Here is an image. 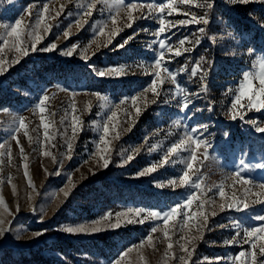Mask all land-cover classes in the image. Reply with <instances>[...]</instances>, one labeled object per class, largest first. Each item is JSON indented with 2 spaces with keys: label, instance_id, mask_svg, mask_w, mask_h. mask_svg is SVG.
Here are the masks:
<instances>
[{
  "label": "rangeland",
  "instance_id": "374dc122",
  "mask_svg": "<svg viewBox=\"0 0 264 264\" xmlns=\"http://www.w3.org/2000/svg\"><path fill=\"white\" fill-rule=\"evenodd\" d=\"M86 2L0 0V24L14 25L17 19H22V39L29 49L33 40L28 34L37 30V12H42L45 3L49 7L46 22L52 25L49 32L42 27L38 29L43 37L37 44L38 50H30L29 55L19 57L18 63L12 62L17 58L11 48L15 38L5 36V30L0 28V37L9 40V46H4L0 39V47L4 48L0 52V59L7 61L4 65L6 71L0 74V93L20 95L18 104L0 106V143L4 144L0 148V199L7 204L11 213L5 212L4 205L0 204V220L4 221L0 228L9 229L0 236V264H25V258L30 259L31 255L36 254L70 264H115L124 251L139 245L153 226L162 228V223L153 219H147L142 224L126 223L122 218L121 227L112 229L108 225L115 221L116 217L113 216L111 221L101 222L99 226L105 230L100 232L68 233L63 229L90 226L109 212H128L129 209L139 208L163 213L182 203L192 192L199 199L193 202L190 209L183 211L189 215L199 212L200 202L206 201L203 211L208 215L207 225L203 224L202 217L197 216L195 221H189L190 226L193 223L196 225L189 231L182 227L183 217L177 216L175 221L170 222V240H166L163 232L158 231L153 234L155 247L147 244L143 248L133 247L121 264H180L179 257L186 256L180 247L186 243L182 236L196 237L187 244L188 250L193 253L188 264H234V257L241 251L249 253L250 260L253 242L257 244L254 250L257 264H264V256L259 252L264 241L253 238L245 243L243 231L264 226V222L254 219L257 215H264V203L254 202L255 196H249L246 201L243 199L245 188L252 193L262 192L259 186L264 184V168L254 167L264 163V133L256 130L257 126L264 128V108H249L245 97L241 100L244 107L238 105L237 109H231L244 73L258 72L257 61L264 59V0H207L213 4L211 9L194 6L205 0H193L190 5L178 3L176 7L181 14L168 15L167 10L163 14L175 26L159 37L154 35L160 26L156 14L146 19H135L132 27H126L129 22L126 9H121L114 26L109 18V10L105 8L101 12L103 4H97L91 16L81 19L77 15L82 11L79 5ZM128 2L130 0H125V3ZM137 2L159 5L166 0ZM218 3L219 9L222 6L228 17H216V12L211 13ZM247 3L256 7L245 14L240 13L237 7ZM62 5L63 11L57 17L56 12L60 11ZM29 11L32 15L28 14ZM184 12L189 15L185 16ZM147 13L148 9L144 7L142 11H134L133 15L140 17ZM205 13L209 19L207 25L176 23L190 19L192 14L200 17ZM77 19H81L80 26L75 23ZM234 19H242L249 28L235 32ZM100 27H104L105 35H99ZM115 28L120 31L107 44V34ZM201 28L204 32L199 31ZM65 31L70 33L67 38L63 35ZM129 37L132 39L128 40ZM185 38L183 48L189 51L182 48L180 56H175L174 52L165 53L166 66L175 74L176 84L165 80L158 87V97L147 92L134 106L131 97H139L155 78L145 69L158 57V40L165 39L175 49L179 47V41ZM94 40L96 43H92ZM125 40H128L127 44H124ZM197 40L199 43H196ZM51 44L57 45L55 50H39ZM121 44L124 46L119 47ZM73 45L76 50L71 56L62 54L72 49ZM85 48L87 52H84ZM82 52L85 58H82ZM197 65L199 70L193 76L192 69ZM121 66L125 67L121 75H97V71ZM218 69V73H213ZM221 72L230 78L217 79ZM161 75L163 77L165 74L162 72ZM17 81L21 83L20 88ZM205 85L206 91H202ZM211 85H216V98L210 93L213 90ZM256 85L259 87L258 81ZM179 89L186 90L190 100L189 108L183 111L184 94ZM45 94L50 100L43 114L44 122L52 124L47 140L37 108ZM94 94L104 99H98ZM73 101L77 107L75 114L81 121L74 137L71 128ZM121 101L124 103L121 104ZM88 105H91L90 109ZM136 107L141 109L139 115ZM111 111L117 112L116 121L113 122L116 128L113 131L110 126L106 138L110 141L107 155L111 162L107 168H102L97 163L99 156L95 153L98 146L104 147L99 140L103 134L102 125ZM233 111L239 113L236 119L231 118ZM13 116L25 118L32 142L24 136L23 130L13 133ZM193 127L200 128L197 135L209 145L208 160H203L202 148L198 152L202 164L195 165L201 168L203 174L202 191L169 183L186 167L184 161L188 157L187 152L170 158L175 163L160 166L166 150ZM13 135L19 139V144ZM68 142L72 143L71 153L67 150ZM154 145L157 146L155 149ZM21 147L24 149L23 155ZM44 151H50L56 157V162L52 156L42 155ZM127 155L134 158L125 163ZM24 156L27 157L26 161ZM241 161L249 165L241 173L242 179L250 181L247 185L241 182V178L235 177V173L243 167ZM25 163L28 164L27 177ZM152 165L157 166L155 172L137 175ZM57 172L58 175L55 174ZM29 178L33 186H29ZM221 187L225 193L223 197L219 195ZM61 189L70 190L67 198ZM234 193L240 198L237 206H225L221 211L219 205L232 203ZM260 200H264V195ZM245 203L248 204L247 208L244 207ZM212 211L216 212L215 216L211 215ZM127 218L134 221L139 219L131 213ZM235 223L241 224V229H237ZM35 232L43 234L34 236ZM117 232L126 235L113 236L108 245L89 244L93 239ZM169 242L173 244L170 251L167 249ZM166 252L168 255H165ZM68 253L71 254L69 259L65 257Z\"/></svg>",
  "mask_w": 264,
  "mask_h": 264
},
{
  "label": "snow or ice",
  "instance_id": "6c2138e0",
  "mask_svg": "<svg viewBox=\"0 0 264 264\" xmlns=\"http://www.w3.org/2000/svg\"><path fill=\"white\" fill-rule=\"evenodd\" d=\"M193 4V0H166L165 3H161L159 5H156L154 3H147L146 5L143 3H138L137 0H130V2L125 3V0H87L86 3L79 5V7L81 8V12L77 13L78 16L81 17V19H83V17H88L91 16L93 13V10L96 9L97 4H103L104 8H101V12H103L105 10V8H107L109 10V18L111 20V23L115 26L117 23V16H119L120 10L121 9H126V15H127V21H129L126 24V27H132V22L135 21V19L138 18H149L151 15L156 14V18L159 21V29L158 31L154 34L155 36L159 37L161 34L165 33L169 28L175 26L171 21H167L164 17V13L167 10V14L168 15H172L173 13L176 14H181L180 10L176 7L177 4ZM194 6L196 7H207L208 9H211L213 7L212 3H208L207 0H205L204 3H199V4H195ZM63 5L61 6L60 11L56 12V16H60L61 12L63 11ZM144 7H147L148 9V13L142 14L140 17H135L133 15L134 11H142V9ZM49 12V7L48 4L45 3L43 6V10L42 12H37V21H36V28L37 30L29 33L28 35L32 37V44H31V49H29L27 46H25V42L22 39V34H23V28H22V24H23V20L22 19H17L14 23V25H8V24H0V28H3L5 30V36L7 37H14V42L11 44V48L14 49L15 53L17 54V58L14 59L12 62L13 63H18L19 62V57L21 56H27L29 55V51L31 50L32 52L37 51V44L42 40V36L40 35V32L38 31V29H40L41 27L43 28V30L45 32H49L52 28V25L47 23V19H48V14ZM115 14H112V13ZM29 15H32V12L29 11L28 13ZM185 16H188L189 13L188 12H184L183 13ZM55 17H53L54 19ZM81 19H77L75 21V23L80 26L81 25ZM86 23V21H85ZM180 25H185V24H189V23H196V24H200L203 23L205 25H207L209 23V19L207 18V13H205L204 16H200L197 17L196 15L192 14L191 18L188 20H180L178 22H176ZM120 31L119 28H115V30L111 31L110 33L107 34L108 39H107V44H110L112 42V37H114L115 35L118 34V32ZM144 31H147V29H144ZM200 32H204V29L201 28L199 29ZM98 33L99 35H105V29L104 27H100L98 29ZM63 35L67 38L69 37L70 33L69 31H65L63 33ZM0 39L3 40V45L4 46H9V40L3 37H0ZM132 39V37H129L128 40ZM186 39H182L179 41V47H176L175 49H173V47L169 46L168 43L166 42L165 39H159L158 40V46H159V52H158V57L154 59V62L151 66H148L145 70L146 72H148L149 74H154V79L151 81V84L149 87H146L143 89V91L141 92L140 96H133L131 97L132 103L134 106H136L137 100L141 99L142 97H144V94L147 92H151L153 94V96L158 97L160 95V92L158 91V87L162 86L165 83V80H168L170 83L172 84H176V79H175V74L172 73L166 66V59H165V53H173L175 56H180L182 54L181 49L183 48V45L186 42ZM128 40L124 41V44H127ZM92 43H96V41H92ZM196 43H199V40L196 41ZM124 44L119 45V47H123ZM90 46V45H89ZM99 47V45H97ZM107 46V45H105ZM57 47L56 44H51L49 47L43 48V49H39L40 51H45V52H50L55 50ZM76 50V46L73 45L72 49H69L66 52H63L62 54L64 55H69L71 56L73 54V52ZM4 48L0 47V52H3ZM183 51H189V49L187 48H183ZM84 52H87V48L84 49ZM82 58H85L83 55V52L81 53ZM7 63L6 60L4 59H0V74H3L4 71H6V69L4 68V65ZM258 67H259V71L258 72H245L243 75V81L238 89V94L235 95L233 103L231 104V109L235 110L237 109V106L239 105L240 107H244V105L241 104V100L242 98H247L248 101V107L249 108H256L257 110L264 108V59L258 60L257 61ZM143 67V66H142ZM199 70V65H197L196 67H194L192 69L191 74L193 76L196 75L197 71ZM181 71H184V69H181ZM125 72V67L121 66V67H113V68H109L105 71H97V75L103 77L105 75H110V74H115V75H121ZM162 72L165 74L162 77ZM205 75H207V73H205ZM256 81H258L259 87H257L256 85ZM202 91H206V85L201 89ZM178 91L182 92L184 94V102L182 104L181 110H186L189 108V104H190V100H188L187 98V91L184 89H179ZM97 96L98 99H104L103 97H100L99 94H94ZM50 100V97L45 94L42 99L39 101V104L37 105V108L39 110V113H41L40 116V120H41V125L43 126L44 129V137L47 140L49 137V131L48 129L52 126L51 123H45V118H44V113L46 111V105L48 103V101ZM153 103H155V100L152 101ZM121 104L124 103V101L120 102ZM91 105H88V108L90 109ZM4 112H7V109L3 110ZM141 109L140 107H136V113L137 115H139ZM71 112H72V121H71V128H72V134L73 137L77 134V130L81 125V121L79 119V117L75 114L77 112V107L75 102L73 101V103L71 104ZM239 113L233 111L231 118L232 119H236L237 115ZM54 115V114H53ZM117 118V112L116 111H111V114L107 116V121L105 123H103L102 125V132L103 134L100 136V140L99 143L104 145V147L100 148L98 146L97 148V152L95 153V155L99 156V160L97 161V163L99 164L100 167L102 168H107L110 164V157L107 155L110 151L109 148V144L110 141L107 140L106 138L109 136L110 133V126L111 129L114 131L116 128V124L113 123L114 121H116ZM241 119H243V116L240 117ZM61 122H63V118L61 120ZM2 123V122H0ZM177 124H179V121L176 122ZM255 123V122H253ZM12 131L13 133H18L20 132V130H23V134L25 137L28 138V140L30 142L33 141V137L31 135H29V124L26 122L24 117H12ZM201 127H206V126H201ZM256 130L258 132H262L264 133V128L257 126ZM200 131V128L198 127H193L191 128L188 132L185 133L184 137H182L178 142L173 143L165 152V155L162 157V160L160 162V166H164L166 164L169 163H175L176 161L170 159L173 156L177 155L178 153H184L187 152L188 153V157L185 159V164L186 167L184 169H182L181 174L173 180H170L169 183L173 186L176 187H187L190 189H194V190H201V181L203 180V174H201V168L200 167H195V165L197 163H201L199 157H198V152L203 148L204 149V153H203V160H208V154H207V148H208V142L205 139H202L200 136L197 135V133ZM119 133H117L116 138H118ZM54 138V137H53ZM13 139H16L17 143L19 144V139L13 135ZM4 144L0 143V148H3ZM53 147H55V145H53ZM157 146H153V149H155ZM67 150L69 153H71L72 150V143L68 142L67 143ZM136 152H139V149L135 150ZM21 154L23 155L24 149L23 147H21L20 149ZM0 155H2V153H0ZM42 155L44 156H52V159L54 162H56V157L52 155V153L50 151H44L42 153ZM9 156V160L11 159V152L9 150L8 153ZM24 160H27V157L24 156L23 157ZM71 158V156L69 155V159ZM134 158L133 155H127L126 159H125V163H127L128 161H131ZM241 164L243 165V167L238 170L235 173V177L237 178H241V173L249 168V165L245 164L243 161H241ZM255 168L257 169H261L264 168V163H258L256 165H254ZM24 168H25V176H28V164L25 163L24 164ZM157 170V166L156 165H152L150 167H148L147 169H144L142 171H140L137 175L138 176H144L147 174H150L152 172H155ZM55 174H59V172L55 173ZM93 174H95L93 172ZM193 177H195V179H193ZM178 181V182H177ZM10 182V180H9ZM241 182L244 185H247L248 183H250L249 180L247 179H242L241 178ZM29 186H33L32 185V181L31 178H29L28 180ZM163 186V185H161ZM262 190V192H257V193H252L250 189L245 188L244 189V195H243V199L246 201L249 196H255L256 197V201L254 202H259V203H264V200H260L261 195H264V184H261L259 186ZM15 190V189H14ZM61 191H63L64 196L67 198V196L69 195V191H64L63 189H61ZM209 191H211V189H209ZM219 195L221 197H223L225 195L223 188L221 187L219 189ZM199 197L195 194V192L190 193L188 196L185 197V200L182 203H178L175 206L171 207L168 211H164L163 213L159 212V211H151V210H144V209H129L128 212H117V213H106L101 220L98 221H94L92 223V225H79V226H75V227H66L63 230L65 232L68 233H96V232H100L102 230H105L103 228H101L99 225L101 224L102 221H111L112 217L115 216L116 219L114 222H110L109 223V227L112 229H116L121 227V223H122V218L124 219V222L126 223H133V222H137V223H144L145 220L147 219H153L156 221H160L163 225L162 228H160L159 225H155L150 229V233L140 241L139 245L137 246H133V247H138V248H143L145 244L155 247L154 244V235L155 233H157L158 231H162L163 232V237L166 240H170L171 237L169 235L170 232V222L171 221H175L177 216H182L183 217V228H187L189 229V231H191V227H195V223H193L191 226L189 225V221H195L196 217H202L203 218V224L206 226L207 225V221H208V215L203 211L204 206L206 201H201L199 204V208L201 209V211L199 212H193L191 215H189L188 212L183 211V209H190L193 202L198 200ZM240 198L236 197L235 193L233 194L232 197V203H228L227 205H225L224 203H221L219 205V209L221 211L224 210L225 206L232 208V207H236L238 202H239ZM0 204L4 205V209L5 212H8L9 214H11L8 210L7 204L4 203V201L2 199H0ZM244 207L247 208L248 204L245 203ZM129 213H131L132 215H134L135 217L139 218L137 220H133V219H129L127 218ZM212 216L216 215L215 211L211 212ZM255 220L264 222V215H257L254 217ZM4 223L3 220H0V225H2ZM10 223V222H9ZM237 229H241V224L239 223H235L234 225ZM174 227V226H173ZM8 228H0V236H3L4 233L6 231H8ZM200 229H198L199 231ZM46 231V230H44ZM244 242L248 243L250 240H252L253 238L259 239L261 241H264V235H258L260 233H264V226L262 227H256V228H251V229H244ZM43 232H35L33 233L34 236H40L42 235ZM181 239H185L186 243L185 244H181L180 247L183 250L184 253H186L185 255H181L179 257V261L180 264H188V261L191 259L192 257V251L188 250L187 244L191 243V240L196 239V237H190V238H186L184 236L181 237ZM133 247H129L126 251H124L120 258L115 261V264H121V260H124L129 253H131L133 251ZM173 248V244L171 242H169L167 244V249L170 251ZM251 248H252V252H251V259L249 260L248 256L249 253L245 252V251H241L237 256L234 257V264H257V257H256V253H255V249L257 248V244L255 242H253L251 244ZM259 252L262 256H264V245H261L259 247ZM165 255H168V253L166 252ZM187 257V258H186ZM217 260H219V258H217Z\"/></svg>",
  "mask_w": 264,
  "mask_h": 264
},
{
  "label": "trees",
  "instance_id": "16d2710c",
  "mask_svg": "<svg viewBox=\"0 0 264 264\" xmlns=\"http://www.w3.org/2000/svg\"><path fill=\"white\" fill-rule=\"evenodd\" d=\"M219 6L220 4L218 3L217 4V8H215L214 10L211 11V13H217L218 16L216 17H228V13H224V11L221 9H219ZM256 7V5L252 4V3H247L245 6H240V7H237L239 12L242 13V14H245L247 12H250L252 9H254ZM255 11V10H254ZM234 31L235 32H240V31H245L247 28H249V25H247V23H245L242 19H238V20H235L234 19ZM212 27V26H211ZM53 66H56L55 64H53ZM219 65H217L218 67ZM219 69L217 71H213V73L217 72L218 73ZM219 76V75H218ZM230 78V76H224L223 75V72H221V75L219 77H217V79L221 80L223 78ZM1 84V83H0ZM17 84L20 88L21 86V83H18L17 81ZM1 88V87H0ZM211 90L210 93L213 94V97H217V91H216V85H211ZM20 102V95H9L7 93H0V106H7L9 104H12V103H15V104H18ZM126 235L125 233L124 234H120V233H113L112 235L110 236H103V237H100V238H97V239H93L89 242V244H92L93 246H97L98 244L100 243H103L105 245H108V243L110 242V240L113 238V236H124ZM70 250H74V249H70ZM73 252V251H71ZM71 254L68 253V254H65V257L67 259H69V257ZM25 261H23L25 264H70L69 262H64V261H53V260H50L48 258H45L41 255H37L34 256V255H31L30 259H27L25 258L24 259ZM70 261V260H69Z\"/></svg>",
  "mask_w": 264,
  "mask_h": 264
}]
</instances>
